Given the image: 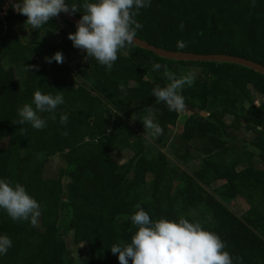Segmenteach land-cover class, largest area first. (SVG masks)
<instances>
[{"label":"trees","instance_id":"16d2710c","mask_svg":"<svg viewBox=\"0 0 264 264\" xmlns=\"http://www.w3.org/2000/svg\"><path fill=\"white\" fill-rule=\"evenodd\" d=\"M5 1L0 0V16ZM83 2L66 0L69 7L77 9L73 14L80 19ZM136 19L142 28L135 37L154 47L237 56L264 65V0H151ZM26 20L14 10L0 19V179L12 186L23 185L40 205V215L35 224L13 222L0 210V234L12 240L7 254L0 256V264H119L110 247L130 242L136 231L130 217L137 206L152 220H178L182 218L179 204L185 210L202 205L213 216L214 225L204 221L200 225L221 239L224 250L235 258L234 264H264V245L256 232L264 233V180L257 183L244 170V166L255 165L264 170V131H257V126L264 128V101L252 107L251 115L233 112V120L227 124L226 113L203 109L196 88L191 100L184 99L185 106L210 115L194 114L180 123L177 112L155 103L152 89L167 84L159 76L163 67L153 71L152 66L164 61L196 64L204 75L230 83L239 93L241 86H250L263 97L264 75L233 63L168 59L134 44L118 53L110 70L89 59L75 76L56 64L43 72L41 57L46 47L41 31L58 30L60 20L76 26L61 13L37 31L27 25L25 42L16 26ZM178 41L186 46L179 49ZM54 51L63 53L60 48ZM149 73L151 78L146 81ZM37 90L52 95L62 91L65 101L57 108L55 120L48 113L39 114L47 120L41 130L15 123L17 109L30 104ZM248 93L244 91L246 97ZM150 106L162 129L153 139L169 137L173 123L179 126L182 139L197 134L202 141L199 160L208 171L203 177L205 185L219 183L215 194L223 201H246L250 210L243 218L187 174H179L182 184L176 190L162 189L173 162L145 135L141 119ZM62 114L68 117L63 126L59 122ZM244 128L253 132V137L243 136L236 142ZM65 132L67 135L62 134ZM51 151L64 158L71 153V158L67 168L48 177L41 162ZM124 151L132 157L121 165L115 154ZM174 155L181 162L195 159L187 144L178 146ZM62 221L76 229L74 244L86 246V257L76 260L72 256Z\"/></svg>","mask_w":264,"mask_h":264},{"label":"clouds","instance_id":"9594fccd","mask_svg":"<svg viewBox=\"0 0 264 264\" xmlns=\"http://www.w3.org/2000/svg\"><path fill=\"white\" fill-rule=\"evenodd\" d=\"M255 0H253V3ZM151 0H84L81 7L83 14L76 24V31L68 35L74 48L86 53L85 59H94L99 65L112 69L118 58L128 46L133 43L137 30L142 25L136 17L140 10L148 8ZM13 10L27 17L26 24L32 30H39L48 24L51 18L61 13L78 12L75 7H69L66 0H18L13 3ZM183 29V23L180 24ZM186 45L178 41L177 47L183 49ZM63 54L59 51L51 57H46L47 63L63 62ZM167 66L153 63L152 70L159 71ZM170 83L165 87L157 85L152 89L156 104L163 103L169 111L177 113L185 110V102L179 90L184 85L191 86V73L176 78L168 75ZM62 91L57 94H42L37 90L33 93L31 103L23 104L17 109V120L24 126L41 130L47 120L40 113H48L49 118L56 119V110L64 104ZM34 106V107H33ZM68 117L62 114L60 124L66 125ZM145 135L153 138L162 133L161 127L155 122L151 106L141 119ZM257 131L264 128L257 126ZM67 135V133H62ZM131 217V224L136 231L130 242L116 243L110 247L113 255H117L119 264H234L235 258L225 251V244L212 232L202 228L199 223L188 219L178 220L150 219L149 214L137 206ZM0 210L6 212L13 222L30 221L35 224L40 215V205L19 183L12 186L9 181L0 179ZM12 247V240L7 235L0 234V256L7 254Z\"/></svg>","mask_w":264,"mask_h":264},{"label":"rangeland","instance_id":"374dc122","mask_svg":"<svg viewBox=\"0 0 264 264\" xmlns=\"http://www.w3.org/2000/svg\"><path fill=\"white\" fill-rule=\"evenodd\" d=\"M16 2H18V0H6L4 2V6L6 8L5 12L7 13L6 15H9V13L13 12L12 5ZM6 15L0 16V19H3ZM59 25L60 28L56 31L49 29H44L41 31V42L46 47V52L41 57L42 62L44 63L43 72L48 71L52 65L56 64L61 69H64L65 71L72 74V76H75V71L78 69V67L84 65L89 59L86 60V53L74 48L72 42L68 39V35L70 33H74L76 31V28L68 24L64 20H60ZM16 30L22 37L23 41L26 42L29 35L26 22L18 24L16 26ZM55 48L63 49V62L60 64H57L55 61H53L52 63H47L45 58L53 56V54L56 53L54 51ZM161 65H166L167 74L175 76L176 78H180L191 73L194 78L193 83L191 84V86L184 85L182 89L179 90V94L182 95L185 100L189 101L192 99L194 89L197 88V91L195 93L199 95L198 101L201 102L203 109H205L206 111H214L215 113H226L224 114V121L227 124H230L232 122L233 117L231 114L233 112H245L246 115H251L252 107L257 108L264 101V97L257 93L252 87L245 86L243 89L241 86V92L239 93L230 85V83L218 81L215 78L204 75L202 73V68L196 64L173 63L164 61L161 62ZM168 75H165V69L159 73V76H162L165 79L167 85L170 83ZM150 78L151 73L146 76L145 80L149 81ZM77 83L80 84V82ZM14 87L17 90L20 89L19 83L16 82ZM244 91L249 92L247 97L245 96ZM207 113L209 114V112ZM178 115L180 123L181 121H185V119L190 120L192 117H194V114L186 111L179 112ZM177 122L178 121H175V123ZM172 126L173 127L169 137L155 140L153 139V137L147 136V139L149 140V142H151L152 146L162 151L173 162V169L169 172L168 179L162 185V189L171 188L173 190H176V188L182 184V178H179V174L180 176L181 173L187 174L194 178L201 186H203V188L208 193L214 195L218 200L225 204L234 214H236V216H238L239 218H243L244 215H246L250 210V206L246 201L241 198H237L234 201H223L218 197V195L215 194V189L218 188L219 183H212L211 187H207L205 185L203 177L207 174L208 171L207 168L203 164H201V161L199 160L200 155L198 153V147L202 142L199 136L197 134H194L186 139H182L179 134V126H174V123ZM240 131L241 132H239L236 136V142H238V140L243 136L252 138L254 135L253 132L248 131L247 128H244ZM183 144H187L189 153L195 157L193 161H177L174 155V150L177 149L178 146H182ZM131 157L132 153H130L129 151L115 154L116 160L121 165L128 163ZM70 158L71 153H67L64 158V156L62 157L61 155L51 151L48 154L47 158L44 159L43 162H41V167L45 169L46 176H57L60 169L68 167L67 161ZM244 170L252 176L255 182L259 183L264 180V170H262L260 167L256 165L254 167L244 166ZM143 200L144 198L141 201ZM178 208L180 211V216L182 218L188 219L190 222L200 224L204 221L205 223L210 225H214L215 223V219L213 218V216L209 214L202 205L199 206V208L196 210H185L182 204H179ZM61 225L64 227L63 233L65 241L72 256L76 260H80L81 258L86 257L88 254L86 246L74 244V235L76 233V229H74L73 225L66 226L63 221L61 222ZM256 232L259 233L260 241L262 245H264V233L262 234L259 231Z\"/></svg>","mask_w":264,"mask_h":264},{"label":"water","instance_id":"95a60500","mask_svg":"<svg viewBox=\"0 0 264 264\" xmlns=\"http://www.w3.org/2000/svg\"><path fill=\"white\" fill-rule=\"evenodd\" d=\"M63 14L65 18L75 26L77 22L80 20V18L75 16L72 12L63 13ZM132 44L142 47L160 57H164L168 59H173L177 61H192V62L219 61V62L233 63V64L245 66L247 68H250L264 75V65H261L250 59H245L242 57L230 56V55H224V54L200 55V54H195V53L168 51L165 49H161V48H157L152 45H149L148 43L144 42L143 40L137 37H134ZM184 111L190 112L192 114H200L202 117H208L209 115L207 112H202L200 109H193L190 106H185Z\"/></svg>","mask_w":264,"mask_h":264},{"label":"built area","instance_id":"2783aa9c","mask_svg":"<svg viewBox=\"0 0 264 264\" xmlns=\"http://www.w3.org/2000/svg\"><path fill=\"white\" fill-rule=\"evenodd\" d=\"M5 11H6V8H5V6H4V7H3V12L1 13V16L7 14Z\"/></svg>","mask_w":264,"mask_h":264}]
</instances>
